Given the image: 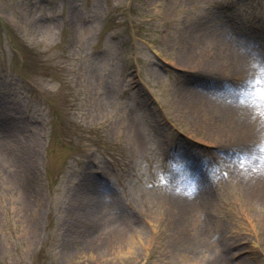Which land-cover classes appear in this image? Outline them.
I'll return each instance as SVG.
<instances>
[{
  "label": "rangeland",
  "instance_id": "rangeland-1",
  "mask_svg": "<svg viewBox=\"0 0 264 264\" xmlns=\"http://www.w3.org/2000/svg\"><path fill=\"white\" fill-rule=\"evenodd\" d=\"M236 111L264 112V0H0V264H239L231 229L264 264ZM174 187L213 201L176 231Z\"/></svg>",
  "mask_w": 264,
  "mask_h": 264
},
{
  "label": "bare ground",
  "instance_id": "bare-ground-1",
  "mask_svg": "<svg viewBox=\"0 0 264 264\" xmlns=\"http://www.w3.org/2000/svg\"><path fill=\"white\" fill-rule=\"evenodd\" d=\"M190 102V101H189ZM187 102V103H189ZM228 113V117L224 115V134L231 138H238L239 136H244L246 138H254L258 137L259 134L264 131V112L252 113V112H241L238 111ZM261 122V124H258ZM247 187L251 191L252 199L259 205V209L264 214V166L261 169H256L251 173V176H246ZM174 193L167 198L169 211L168 217L171 222L172 229L174 231L179 230L180 228L184 229L186 224L188 223V219L191 218L194 213H197L199 209L208 210L212 206L211 196L202 197L198 194V191H193L189 189H182L178 187H174ZM191 193V194H189ZM242 209L244 207L242 206ZM92 215H87L91 221V223L97 220L96 209L89 205L87 209ZM249 222L253 224V219L251 217H247ZM198 224L196 230L198 233H203L206 230L207 224L200 222L197 220ZM148 225L152 229L153 232L160 231L162 226L159 222L155 223L152 219H148ZM194 224V226L196 225ZM192 226V225H191ZM237 237L240 238L239 241H235ZM236 238V239H235ZM224 239L226 240L225 247L232 248L238 247L240 253L234 254L233 256L238 259V256L242 258L245 262L248 261L249 256L255 257L256 248L254 242L252 240L247 239V237H240L239 231L228 230L224 234ZM152 237L146 236L144 241L145 248L151 247ZM224 246V244H223ZM224 247V250H225ZM201 258H198L202 264H206L205 257L207 255L206 252H201ZM212 261V260H211ZM179 264H188L185 262V259L180 260ZM260 264V263H255Z\"/></svg>",
  "mask_w": 264,
  "mask_h": 264
},
{
  "label": "snow or ice",
  "instance_id": "snow-or-ice-1",
  "mask_svg": "<svg viewBox=\"0 0 264 264\" xmlns=\"http://www.w3.org/2000/svg\"><path fill=\"white\" fill-rule=\"evenodd\" d=\"M261 149L264 150V145L261 146ZM189 194H191V193H189Z\"/></svg>",
  "mask_w": 264,
  "mask_h": 264
}]
</instances>
